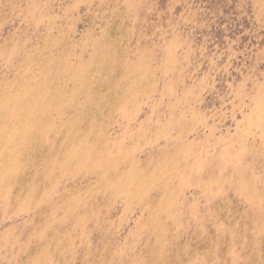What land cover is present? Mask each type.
Wrapping results in <instances>:
<instances>
[{"label": "rangeland", "instance_id": "374dc122", "mask_svg": "<svg viewBox=\"0 0 264 264\" xmlns=\"http://www.w3.org/2000/svg\"><path fill=\"white\" fill-rule=\"evenodd\" d=\"M0 264H264V0H0Z\"/></svg>", "mask_w": 264, "mask_h": 264}]
</instances>
